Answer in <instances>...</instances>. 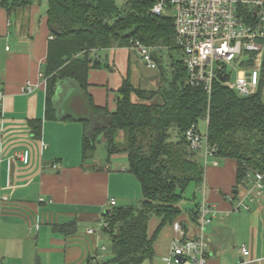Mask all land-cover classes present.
Wrapping results in <instances>:
<instances>
[{"label": "crops", "instance_id": "0c3cea01", "mask_svg": "<svg viewBox=\"0 0 264 264\" xmlns=\"http://www.w3.org/2000/svg\"><path fill=\"white\" fill-rule=\"evenodd\" d=\"M38 2L40 8L33 2L10 14L0 8V90L4 93L0 102V264H84L89 257L102 264L108 259L103 213L113 207L111 199L114 206L139 200L141 189L127 171L124 153L106 157L101 165H94L91 158L83 161L86 129L80 119L89 113L85 107L81 114H71L69 99L79 93L71 79L57 83L53 96L56 117L49 116L43 70L51 35L45 0ZM89 56L101 67L89 68L87 93L95 105L109 112L116 109L117 91L124 79L138 88L144 79L145 85L153 86L151 90H158L173 73L172 54L165 49L160 57L164 61L167 56L168 71L160 64L148 67L130 47L92 49ZM27 82L32 85L29 92L23 90ZM159 100L158 96L153 99ZM30 120L41 123L38 138L31 133ZM96 120L100 124L104 118ZM98 139L101 141V135ZM122 139L123 133L118 131L115 140ZM196 156L204 166L196 202L205 199L216 209L205 230L207 264H264V191L251 200L247 188L252 181L236 185L234 159ZM239 199L246 208L236 209ZM178 219L190 226L189 235L195 233L187 211ZM71 221L76 226L73 234L54 228ZM159 223L160 218H150L149 236ZM174 234L169 223L163 225L153 242V258L142 264L163 262ZM242 245L248 256L241 254Z\"/></svg>", "mask_w": 264, "mask_h": 264}, {"label": "trees", "instance_id": "16d2710c", "mask_svg": "<svg viewBox=\"0 0 264 264\" xmlns=\"http://www.w3.org/2000/svg\"><path fill=\"white\" fill-rule=\"evenodd\" d=\"M33 2L0 0V8L10 14ZM45 3L47 28L52 36L43 70L49 116L56 117L53 96L57 83L71 79L89 113L80 119L86 129L81 148L83 161L93 157L101 135L107 159L124 153L127 171L135 176L141 189L142 199L137 205L113 206L103 213L106 225L102 230L110 240L112 254L102 264H142L153 258V242L163 225L171 224L184 211L196 223L199 202L195 200L185 210L180 203L189 186L197 190L203 182L204 166L185 137L190 127L198 129L200 120L207 121V140L215 145V156L235 160L236 185L248 184L251 175L259 173L264 186V63L256 94L240 97L217 83L207 96L202 87L186 83L181 61L171 60L172 77L158 90L138 88L124 79L117 91L116 109L109 112L95 105L87 93L89 68L101 67L89 52L130 47L132 40L138 39L154 47L153 58L159 65L160 52L165 49L172 54L175 49L171 18L152 15L151 3L146 0H126L122 7L115 0ZM155 96L160 98L158 102L153 101ZM98 117L104 118L100 124ZM67 118L75 120L74 116ZM29 122L33 137L38 138L40 121ZM118 131L123 133L121 142L115 140ZM153 216L160 218V223L149 236L148 223ZM54 228L64 234L76 232L72 221ZM92 260L89 257L84 264H96Z\"/></svg>", "mask_w": 264, "mask_h": 264}, {"label": "built area", "instance_id": "2783aa9c", "mask_svg": "<svg viewBox=\"0 0 264 264\" xmlns=\"http://www.w3.org/2000/svg\"><path fill=\"white\" fill-rule=\"evenodd\" d=\"M151 3L150 13L170 17L175 34V49L181 54L186 83L203 88L207 96L219 83L232 89L240 97L257 93L264 63V0H146ZM52 36H49L51 39ZM130 48L150 68H156L154 47L138 39ZM174 49V50H175ZM235 72V77L232 76ZM32 85L23 87L29 92ZM4 93L0 90V102ZM207 122V121H205ZM189 147L207 155L216 154L215 145L205 142L199 130L192 126L185 132ZM206 163V162H204ZM262 174L251 175L247 193L251 200L264 191ZM40 202L44 199L39 198ZM115 205V200H110ZM244 206L238 200L236 209ZM246 208V207H245ZM216 209L203 199L197 208L195 233L188 234V224L177 219L170 226L175 233L168 252L162 257L165 264H207L208 242L206 226L211 223ZM106 225L104 221L102 227ZM92 230H89L91 232ZM241 254L248 256L245 245Z\"/></svg>", "mask_w": 264, "mask_h": 264}, {"label": "rangeland", "instance_id": "374dc122", "mask_svg": "<svg viewBox=\"0 0 264 264\" xmlns=\"http://www.w3.org/2000/svg\"><path fill=\"white\" fill-rule=\"evenodd\" d=\"M116 1V4L119 6V7H122L124 2L126 0H115ZM35 4L40 8V3L37 1V0H34ZM169 52V51H167ZM166 55V54H165ZM172 60L173 61H178L181 59V54L176 51V50H173L172 51ZM168 60H170V58H168ZM160 67L161 69L164 71H168V64H167V56H164V61L162 60L160 62ZM149 70L147 69L146 72H148ZM156 73H158V71L156 70L155 71ZM143 75L147 76L145 73H142ZM233 77H235V72H233L232 74ZM140 84H141V87L142 88H149L150 90L151 89H154L153 86L150 87V85H145L144 83V79H141L140 80ZM133 97V96H132ZM262 98L264 100V89L262 91ZM83 98L80 96V94H73L72 98L69 99V102H70V105H71V109L74 110L73 113H71L72 115L74 114H77L81 112H83L84 108H85V104L83 102ZM83 102V104H82ZM80 109H82L80 111ZM198 130L200 132V134L203 136V142H205V132H206V122L205 120H200L198 122ZM196 152V155L199 154L200 157H203L202 155V152H199V151H195ZM105 159H106V152H105V148H104V145H103V142L102 141H99L97 143V146H96V150H95V153L93 155V157L91 158V161H93L94 165H101V164H105ZM194 194H195V199H193L194 197ZM198 191L191 185L189 186L185 192L183 193V199L181 200V206L183 208V210L185 209H188L190 207L193 206V203L195 200L198 199ZM142 199V197H140L139 200L137 201H132V202H129V203H121V202H118V205H122L123 206H128V205H132V206H135L138 204V202ZM256 202H254L255 204ZM105 239L103 242H104V245L106 247V250L104 251V254L106 256V258H110L111 256V246H110V240L105 236ZM105 258V259H106ZM148 264V262H146ZM154 264H165L164 262H154Z\"/></svg>", "mask_w": 264, "mask_h": 264}]
</instances>
